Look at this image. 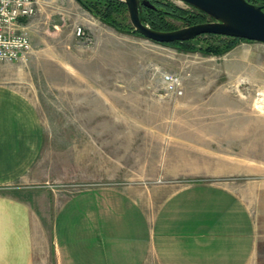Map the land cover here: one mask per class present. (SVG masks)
Listing matches in <instances>:
<instances>
[{
	"label": "rangeland",
	"instance_id": "rangeland-1",
	"mask_svg": "<svg viewBox=\"0 0 264 264\" xmlns=\"http://www.w3.org/2000/svg\"><path fill=\"white\" fill-rule=\"evenodd\" d=\"M47 1L31 21L28 61L0 63L24 71L41 113L36 190L58 207L83 191L102 204L119 194L155 214L176 191L221 186L248 207L250 264H264V109L255 105L264 44L242 42L222 56L183 52L120 32L82 4ZM165 72L182 77V95L167 92Z\"/></svg>",
	"mask_w": 264,
	"mask_h": 264
},
{
	"label": "crops",
	"instance_id": "crops-1",
	"mask_svg": "<svg viewBox=\"0 0 264 264\" xmlns=\"http://www.w3.org/2000/svg\"><path fill=\"white\" fill-rule=\"evenodd\" d=\"M49 3L39 0V10ZM24 77L22 69L0 68V264L251 263V213L221 186L176 191L155 214L119 194L102 204L83 191L59 207L43 198L32 183L43 122ZM47 222L52 237L43 252Z\"/></svg>",
	"mask_w": 264,
	"mask_h": 264
},
{
	"label": "water",
	"instance_id": "water-1",
	"mask_svg": "<svg viewBox=\"0 0 264 264\" xmlns=\"http://www.w3.org/2000/svg\"><path fill=\"white\" fill-rule=\"evenodd\" d=\"M83 2V0H77ZM128 7L133 29L128 33L160 44L188 41L204 34L246 39L264 44V8L247 0H177L210 17V21L171 31H159L145 24L143 6L154 7L149 0H123Z\"/></svg>",
	"mask_w": 264,
	"mask_h": 264
},
{
	"label": "trees",
	"instance_id": "trees-1",
	"mask_svg": "<svg viewBox=\"0 0 264 264\" xmlns=\"http://www.w3.org/2000/svg\"><path fill=\"white\" fill-rule=\"evenodd\" d=\"M149 1L154 7L143 6L141 17L145 24L155 30L171 31L211 20L207 14L200 10L191 6L182 7L175 0ZM247 1L264 8V0ZM81 4L95 17L120 32L128 33L133 29V26L126 22L128 20V7L123 0H83ZM175 21L182 23V26L175 24ZM242 42L254 43V41L246 39L204 34L192 40L176 41L163 45L174 47L183 52H199L209 56H222Z\"/></svg>",
	"mask_w": 264,
	"mask_h": 264
},
{
	"label": "built area",
	"instance_id": "built-area-1",
	"mask_svg": "<svg viewBox=\"0 0 264 264\" xmlns=\"http://www.w3.org/2000/svg\"><path fill=\"white\" fill-rule=\"evenodd\" d=\"M39 11V0H0V63L28 61L32 51L31 21ZM77 36L91 43L82 27ZM161 80L168 93L182 95V77L174 73H162ZM255 105L264 109V93H257Z\"/></svg>",
	"mask_w": 264,
	"mask_h": 264
}]
</instances>
